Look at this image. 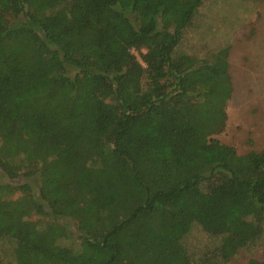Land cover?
<instances>
[{"label": "trees", "instance_id": "16d2710c", "mask_svg": "<svg viewBox=\"0 0 264 264\" xmlns=\"http://www.w3.org/2000/svg\"><path fill=\"white\" fill-rule=\"evenodd\" d=\"M202 2L0 0V264H226L264 245V149L214 137L227 51L183 47Z\"/></svg>", "mask_w": 264, "mask_h": 264}, {"label": "rangeland", "instance_id": "374dc122", "mask_svg": "<svg viewBox=\"0 0 264 264\" xmlns=\"http://www.w3.org/2000/svg\"><path fill=\"white\" fill-rule=\"evenodd\" d=\"M195 25L186 31L183 47L227 51L233 86L222 132L214 135L238 153L264 149V0H203ZM137 54V52L135 51ZM189 244L204 239L192 231ZM254 257L264 262V245L239 250L226 264H247Z\"/></svg>", "mask_w": 264, "mask_h": 264}]
</instances>
